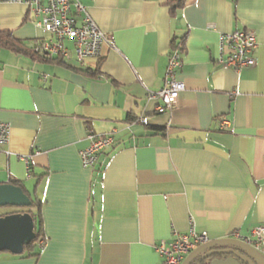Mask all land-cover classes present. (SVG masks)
Masks as SVG:
<instances>
[{"label": "crops", "instance_id": "obj_1", "mask_svg": "<svg viewBox=\"0 0 264 264\" xmlns=\"http://www.w3.org/2000/svg\"><path fill=\"white\" fill-rule=\"evenodd\" d=\"M82 2L112 41L99 57L41 61L0 46V183L40 204L18 208L38 210L47 238L0 264H162L156 246L175 232L232 238L264 225V0H186L176 13L167 0ZM237 29L258 41L256 64L240 70L220 42ZM0 30L28 49L44 34L22 3H0ZM174 37L185 89L160 112L148 90L166 84ZM90 131L115 141L86 168Z\"/></svg>", "mask_w": 264, "mask_h": 264}, {"label": "built area", "instance_id": "obj_2", "mask_svg": "<svg viewBox=\"0 0 264 264\" xmlns=\"http://www.w3.org/2000/svg\"><path fill=\"white\" fill-rule=\"evenodd\" d=\"M0 3H22L29 8L35 23L44 33L32 40L30 49L42 58L70 60V51L74 50L77 60L83 62L90 57H99L103 44H112L108 34L97 26L82 0H0ZM220 42L226 66L240 70L256 64L254 51L258 47V41L254 30L237 29L223 33ZM182 65L181 51H172L169 55L165 86L158 91L148 90L150 98L161 99L157 106L160 112L174 108L180 93L185 89V83L177 79V70ZM139 121L145 123V118L141 117ZM223 124L229 125V120L224 119ZM9 134V125L0 122V152L1 146L8 141ZM88 140L89 145L80 151L83 166L86 168L94 167L100 153L115 141L112 134L98 136L93 131L89 132ZM232 236L251 244L258 251H264V225L253 228L250 235L234 232ZM207 239L205 233L197 232L192 226L186 233L175 232L171 240H162L156 250L163 258L162 264H182L186 256ZM46 241V237L41 238L36 246L43 248Z\"/></svg>", "mask_w": 264, "mask_h": 264}, {"label": "water", "instance_id": "obj_3", "mask_svg": "<svg viewBox=\"0 0 264 264\" xmlns=\"http://www.w3.org/2000/svg\"><path fill=\"white\" fill-rule=\"evenodd\" d=\"M33 201L20 185L11 182L0 183V206L30 207ZM35 220L30 212H14L0 215V253L9 251L13 254H23L25 248L36 238ZM226 246L225 249L204 255V258L216 254L232 253L234 257H214L208 263H203L198 256L210 248ZM264 264V256L251 244L242 240L226 237L210 239L199 245L186 256L182 264Z\"/></svg>", "mask_w": 264, "mask_h": 264}, {"label": "trees", "instance_id": "obj_4", "mask_svg": "<svg viewBox=\"0 0 264 264\" xmlns=\"http://www.w3.org/2000/svg\"><path fill=\"white\" fill-rule=\"evenodd\" d=\"M167 1H168L167 4L169 5L172 13H176V11L178 9H181L186 5V0H167ZM0 46L1 47H8L17 53H22V54L28 55L34 59L41 60V61H53V60L63 61L60 58L45 59V58L38 56L37 54L33 53L31 51V49H28L27 47H25L24 43L22 41L14 38L13 35L9 31H1L0 30ZM184 48H185V39L184 38L178 39V38L174 37L173 42H172L171 52L175 51V50L181 51V50H184ZM14 184H17V183H14ZM17 185H20V184H17ZM32 201H33L32 206L37 205L40 208V204H38V202H36L35 200H32ZM14 212H30L31 215L33 216L34 220H35L36 238L27 247L36 246V244L38 243V241L41 238L46 237L44 230H43L42 219H40V214H39L38 210L32 211V210H28V209L27 210L22 209L19 211H6L0 215H7L9 213H14Z\"/></svg>", "mask_w": 264, "mask_h": 264}, {"label": "flooded vegetation", "instance_id": "obj_5", "mask_svg": "<svg viewBox=\"0 0 264 264\" xmlns=\"http://www.w3.org/2000/svg\"><path fill=\"white\" fill-rule=\"evenodd\" d=\"M225 249H232L231 247H226V246H216L214 248H210L208 250H205L204 252H202L198 258L199 260H201L203 263H208L211 259H213L214 257H220V258H226V257H234L232 253H229V254H216V255H213L211 257H208V258H204L203 260V257L204 255H207L208 253H211V252H216V251H220V250H225ZM244 264H247V263H244Z\"/></svg>", "mask_w": 264, "mask_h": 264}, {"label": "rangeland", "instance_id": "obj_6", "mask_svg": "<svg viewBox=\"0 0 264 264\" xmlns=\"http://www.w3.org/2000/svg\"><path fill=\"white\" fill-rule=\"evenodd\" d=\"M20 208H18V207H13V206H0V212H6V211H17V210H19ZM36 248V247H35ZM29 250L28 249H26L25 250V252H28ZM24 252V253H25ZM5 253H7V252H3V254H5ZM260 253H262L261 251H260ZM2 254V253H1ZM7 254H11V253H7ZM263 255H264V253H262Z\"/></svg>", "mask_w": 264, "mask_h": 264}, {"label": "clouds", "instance_id": "obj_7", "mask_svg": "<svg viewBox=\"0 0 264 264\" xmlns=\"http://www.w3.org/2000/svg\"><path fill=\"white\" fill-rule=\"evenodd\" d=\"M260 252V251H259Z\"/></svg>", "mask_w": 264, "mask_h": 264}]
</instances>
